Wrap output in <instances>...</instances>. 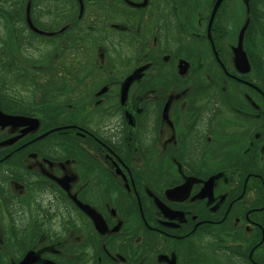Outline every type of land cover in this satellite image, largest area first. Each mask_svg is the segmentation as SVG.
I'll use <instances>...</instances> for the list:
<instances>
[{
    "label": "flooded vegetation",
    "instance_id": "1",
    "mask_svg": "<svg viewBox=\"0 0 264 264\" xmlns=\"http://www.w3.org/2000/svg\"><path fill=\"white\" fill-rule=\"evenodd\" d=\"M0 23V264H264V0H0Z\"/></svg>",
    "mask_w": 264,
    "mask_h": 264
},
{
    "label": "rangeland",
    "instance_id": "2",
    "mask_svg": "<svg viewBox=\"0 0 264 264\" xmlns=\"http://www.w3.org/2000/svg\"><path fill=\"white\" fill-rule=\"evenodd\" d=\"M241 1H244V0H238V2H241ZM218 20V19H217ZM0 24H2V23H0ZM217 24H220L221 25V22H220V20H218V22H217ZM0 30H2V26L0 25ZM214 37H215V33H214V35H213ZM43 45V48H39V50H41V55H45L46 53H47V50L49 51V53H50V49H49V47H46V45H44V44H42ZM231 49H232V47L230 48V54H232V51H231ZM23 57H29L28 55H24ZM202 59L204 60L205 59V57H202ZM230 60V64H231V62H233V60L230 58L229 59ZM197 67L198 68H201L202 66H201V64H199V63H197ZM176 68V67H175ZM263 71H264V68H263ZM20 81H22V82H25L26 84H27V81L25 80V79H20ZM25 83H21V84H25ZM26 84H25V86H26ZM135 84V83H134ZM118 85H119V82H116L115 81V85L113 86V89H116L117 87H118ZM10 89L11 90H14L13 89V86H11L10 87ZM22 89V88H21ZM16 90H18V89H16ZM174 98H175V96H174ZM176 98H177V96H176ZM176 98H175V100H176ZM227 100H228V103L232 106V104H234V103H236L237 102V98H236V96L232 93V91L231 92H229L228 94H227ZM175 102V101H174ZM170 106H171V111L173 112V109H174V106H175V103H172V105L170 104ZM226 116H228V114L227 113H224V115L220 118V120L215 124V130L216 131H221L222 130V128H224V127H222V126H229L230 124H227V123H225V122H223V121H226V118H224V117H226ZM222 127V128H221ZM44 126H38V128H37V130L34 132V133H36V134H39V133H41V132H43L44 131ZM239 131H240V133H241V136H243L244 138H245V134H243L242 133V130L241 129H239ZM13 132H16L17 133V129L16 128H13ZM33 133V134H34ZM165 138H162V141L163 142H165ZM61 143H62V145H63V140H61ZM26 163V162H25ZM31 163L33 164V165H37V163L38 162H36V161H31ZM29 164V163H28ZM27 163H26V165L28 166V167H30L29 165H28ZM62 167V166H61ZM43 168H45V169H47L46 167H43ZM62 169L63 170H67L66 172H68V173H72V174H75V169H72L69 165H64L63 167H62ZM48 170V169H47ZM142 188H144V187H142ZM31 191L32 190H28V195L31 197ZM14 192L16 193V192H22L23 193V189H21V186H19V185H17L16 183H14V185H12V193L14 194ZM77 224L81 227V228H85V227H87L88 226V223H87V221L85 220V219H82V218H78L77 219ZM74 238V237H73ZM69 239V241H70V235L68 236H65V239H64V241H66V240H68Z\"/></svg>",
    "mask_w": 264,
    "mask_h": 264
},
{
    "label": "trees",
    "instance_id": "3",
    "mask_svg": "<svg viewBox=\"0 0 264 264\" xmlns=\"http://www.w3.org/2000/svg\"><path fill=\"white\" fill-rule=\"evenodd\" d=\"M5 20H8L9 22H10V25H12V26H14V24H17V22H16V20H13V19H5ZM23 20H24V18H23V16L21 15V21L23 22ZM23 40H25L24 38L21 40V41H23ZM23 42H25V41H23ZM27 43V42H26ZM20 45H24V44H20ZM104 139L109 143V140L107 139V138H105L104 137ZM51 139L49 138V139H47V138H45L44 140H42V142H46V141H50ZM39 142V141H38ZM56 143H52V145L53 146H56L55 145ZM37 149V150H39V148L37 147V143L36 144H34V145H31L29 148H27L26 150H23L22 152H25V151H27V150H33V149ZM40 151V150H39ZM53 152H55V150L53 149ZM19 153H21V150L19 151ZM14 154H17V153H14ZM12 168H14V166L13 165H11V166H9V165H7V164H1L0 163V177L1 178H5V181L10 177V174H11V169ZM16 168H20V169H24V166L21 164V163H19L17 166H16ZM134 211H136V209L134 208ZM136 213H137V217H138V219L139 220H141L140 219V215L138 214V212L136 211Z\"/></svg>",
    "mask_w": 264,
    "mask_h": 264
},
{
    "label": "water",
    "instance_id": "4",
    "mask_svg": "<svg viewBox=\"0 0 264 264\" xmlns=\"http://www.w3.org/2000/svg\"><path fill=\"white\" fill-rule=\"evenodd\" d=\"M0 118H1V115H0ZM6 123H10V122H13V123H18V121L16 120V119H13V118H11V119H9V118H6V121H5ZM2 123V122H1ZM2 124H5V123H2ZM29 257V256H28Z\"/></svg>",
    "mask_w": 264,
    "mask_h": 264
}]
</instances>
